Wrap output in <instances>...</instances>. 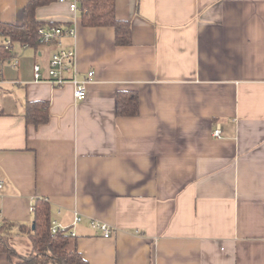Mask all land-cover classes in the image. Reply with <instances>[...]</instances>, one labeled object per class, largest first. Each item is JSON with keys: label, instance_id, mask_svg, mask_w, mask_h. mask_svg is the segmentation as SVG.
<instances>
[{"label": "crops", "instance_id": "1", "mask_svg": "<svg viewBox=\"0 0 264 264\" xmlns=\"http://www.w3.org/2000/svg\"><path fill=\"white\" fill-rule=\"evenodd\" d=\"M28 1L0 0V20L20 24ZM115 15L128 45L68 1L35 11L74 28L61 43L78 78L94 71L82 100L33 79L55 44L3 64L0 220L30 225L46 199L88 264H264V0H115ZM120 91L137 92L136 115L117 114ZM27 101L48 103L45 122L25 121Z\"/></svg>", "mask_w": 264, "mask_h": 264}, {"label": "trees", "instance_id": "2", "mask_svg": "<svg viewBox=\"0 0 264 264\" xmlns=\"http://www.w3.org/2000/svg\"><path fill=\"white\" fill-rule=\"evenodd\" d=\"M58 0H29L22 10L20 24L0 20V78L5 62L15 58V46L37 47L42 38L37 32L44 23L37 20L35 11L40 6ZM84 26H109L114 29L116 45L131 42V29L128 21L119 20L115 15V0H77ZM57 25L58 24H54ZM9 40V48L5 41ZM138 94L136 91H120L117 95L116 112L121 116L138 113ZM48 117L46 101H27L24 105V118L27 123H43ZM51 206L46 199L36 198L32 204V223L30 225L0 220V253L6 254L17 264H88L78 251L76 239L68 229L51 230ZM12 236H26L30 242L26 254L18 253L9 244Z\"/></svg>", "mask_w": 264, "mask_h": 264}, {"label": "built area", "instance_id": "3", "mask_svg": "<svg viewBox=\"0 0 264 264\" xmlns=\"http://www.w3.org/2000/svg\"><path fill=\"white\" fill-rule=\"evenodd\" d=\"M68 1V7L71 12L77 11V0H58ZM37 32L41 36V43H52L56 45V49L52 52L49 65L46 69L47 75H44L41 65L37 62L33 64V79L34 81L47 80L52 85L61 86L68 82L73 84V95L76 100H82L87 92V85L91 81L94 71H87L85 76L78 78V70L76 68V55L73 49L67 48L62 45L61 37L63 35L74 36L75 30L73 27H61L57 25H43L37 28ZM6 48H9L10 41L6 40ZM26 46V45H24ZM9 63L16 65V59L12 58L8 60ZM2 82V75L0 83ZM214 136L219 137V129L216 128L212 132ZM2 183L0 180V187ZM81 220L80 215L75 214L72 225ZM92 227L99 231L102 236L109 237L112 234L110 227L102 222H92ZM58 229H68L71 235L74 233L70 230V227L63 226L56 221H51V230L56 232Z\"/></svg>", "mask_w": 264, "mask_h": 264}, {"label": "rangeland", "instance_id": "4", "mask_svg": "<svg viewBox=\"0 0 264 264\" xmlns=\"http://www.w3.org/2000/svg\"><path fill=\"white\" fill-rule=\"evenodd\" d=\"M9 244L17 245L19 248L18 250L19 252H21V254H26L30 248V242L26 236H18V237L11 238L9 240Z\"/></svg>", "mask_w": 264, "mask_h": 264}, {"label": "water", "instance_id": "5", "mask_svg": "<svg viewBox=\"0 0 264 264\" xmlns=\"http://www.w3.org/2000/svg\"><path fill=\"white\" fill-rule=\"evenodd\" d=\"M32 225H33V223H32Z\"/></svg>", "mask_w": 264, "mask_h": 264}]
</instances>
